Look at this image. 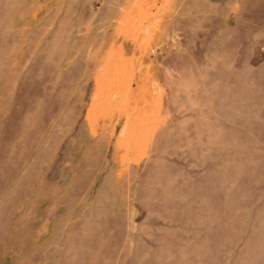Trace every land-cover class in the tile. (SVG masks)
I'll use <instances>...</instances> for the list:
<instances>
[{
	"label": "rangeland",
	"instance_id": "374dc122",
	"mask_svg": "<svg viewBox=\"0 0 264 264\" xmlns=\"http://www.w3.org/2000/svg\"><path fill=\"white\" fill-rule=\"evenodd\" d=\"M0 264H264V0H0Z\"/></svg>",
	"mask_w": 264,
	"mask_h": 264
}]
</instances>
